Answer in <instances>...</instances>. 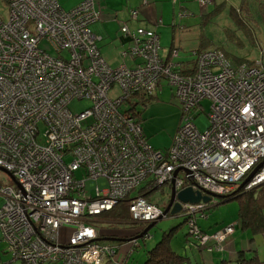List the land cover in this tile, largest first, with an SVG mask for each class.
I'll return each mask as SVG.
<instances>
[{"label": "built area", "instance_id": "1", "mask_svg": "<svg viewBox=\"0 0 264 264\" xmlns=\"http://www.w3.org/2000/svg\"><path fill=\"white\" fill-rule=\"evenodd\" d=\"M2 1L7 17L0 18V171L14 185H0V240L11 261L127 264L117 248L97 240L92 219L130 195L131 221L157 222L163 210L132 195L148 184H168L169 193L172 187L208 193V203L181 204L180 211L192 217L188 231L197 246L222 251L234 225L207 234L194 216L207 218L206 211L257 167L242 189L264 190L261 64H234L208 49L197 55L191 75H179L176 64L159 56L153 30L121 25L128 44L119 52L121 63L111 68L90 30L100 18L95 0L69 10L57 0ZM195 1L203 8L210 4ZM129 15L137 18L134 10ZM41 42L57 56L41 49ZM162 84L175 89L183 117L165 150L148 144L134 103L154 96ZM115 87L119 95L110 96ZM203 100L210 112L207 128L199 131L192 111L201 110ZM81 101L88 108L73 113L69 106ZM99 180L103 189L87 188Z\"/></svg>", "mask_w": 264, "mask_h": 264}, {"label": "rangeland", "instance_id": "2", "mask_svg": "<svg viewBox=\"0 0 264 264\" xmlns=\"http://www.w3.org/2000/svg\"><path fill=\"white\" fill-rule=\"evenodd\" d=\"M226 3V6L232 5L235 9L242 10V18L247 28L250 30V34L246 29L235 30L232 33L233 38H229L226 35V29L231 24V19L226 17L225 12L228 11V8H225V12L222 14V17L214 18L213 22L209 23L206 26L201 28L203 34L206 36L209 44L213 47L222 48L225 54L228 55V58L232 63L239 64H253L260 63L264 68V0H223ZM190 9L195 11L194 21L198 22L199 18V4L192 0L189 2ZM212 6V5H211ZM210 8V5L207 9ZM7 6L0 0V18L6 19L7 17ZM208 11V10H207ZM193 21V22H194ZM233 24V23H232ZM234 26V25H233ZM229 28V27H228ZM235 28L232 27V30ZM226 30V31H225ZM39 47L45 50L51 56H57V53L53 51L50 45L46 42H41ZM159 49V56L164 55L165 46L161 43ZM212 49V48H211ZM221 50V49H220ZM66 55V53H62ZM105 61L111 68H115L121 63V59L115 53H104L103 54ZM160 56V57H161ZM174 61L177 58H173ZM127 62V61H126ZM110 96L119 95L117 88L109 94ZM135 111L140 113L141 118V127L148 144L154 149H165L168 148L172 142V138L179 127L182 120V109L181 106L175 97V89L173 87H168L166 84H162L161 90H158L155 93L154 97L150 103H146L145 106L141 105L140 102L134 100ZM202 109L200 107L192 113L196 114L193 123L199 131H204L208 126V113L210 112V103L208 100H203L201 102ZM89 103L87 101L73 102L69 108L73 113H79L86 108H88ZM179 177L185 178L183 172L179 173ZM0 185L4 186H13L14 182L12 179L0 171ZM89 190H93L95 186H98L100 189L105 187V183L101 180L97 182H88L86 184ZM140 188H144L142 185ZM169 185L164 184L159 186L157 189L151 191L146 197L145 200L159 207L161 210L167 204ZM264 191V190H262ZM133 195V194H132ZM1 196V206L4 204V198ZM238 204L236 201H231L227 203H222L219 200L218 205L208 209L206 215L211 221H215L219 225L228 226L233 224L237 218ZM198 217V216H196ZM208 219L201 220L195 218V222L202 229H206L202 224L208 222ZM92 220L95 221L94 227L101 235L105 233H116L117 235H136L139 231L145 228L143 224H133L131 221H115L109 217H95ZM97 221V222H96ZM204 222V223H203ZM172 231L171 237V248H173L178 253H183V248L192 242L189 231L187 232L186 225L183 223V218L179 214L171 215L168 213L161 220L157 221L152 229L149 230L145 238L137 239L138 248L134 250L131 263L133 264H143L145 250L152 248L160 239L161 236L165 233ZM1 237V232H0ZM61 239H66V233L61 232ZM195 241V240H194ZM194 246V245H193ZM201 251H206L205 248L197 246ZM132 246L127 247L125 251H121L120 255H126ZM196 248V246H195ZM1 260L0 264H7L11 261V256L5 253L4 248L0 246ZM125 253V254H124ZM186 255L189 256V259L195 260L197 258V253L194 249H187ZM2 261V262H1ZM8 264H22L20 260L11 261Z\"/></svg>", "mask_w": 264, "mask_h": 264}, {"label": "crops", "instance_id": "3", "mask_svg": "<svg viewBox=\"0 0 264 264\" xmlns=\"http://www.w3.org/2000/svg\"><path fill=\"white\" fill-rule=\"evenodd\" d=\"M57 1L63 9L69 10L78 6L83 0ZM191 1L192 0H95L96 8L100 12V18L90 26V30L93 35L100 38L99 51L101 56L104 58V53H115L119 57L121 49L127 46L128 41L121 36L119 31L121 25H126L131 31L140 27L153 30L158 35L159 46L161 43L165 48L167 46V48L164 49V55H160L161 58L167 59L170 57V51H175L177 55L170 57V62L176 64L179 69H188L190 66L188 62L189 54L198 50L202 36L206 38L203 31H201L202 16L211 10L212 2H223V0H209L210 8L207 9V11L206 8H208L209 5L204 8L200 7L199 20L196 22L194 21L195 11L194 9L191 10L189 5ZM131 10L137 12L136 19L130 18L129 13ZM173 58H177V60L174 61ZM126 63L130 64L129 61ZM206 219H208V216ZM202 220L205 219H201V223ZM202 225L206 227V229H203L206 233H212L224 227V225H219L215 219L211 221L208 219V222ZM233 225L234 233L226 239L222 251L206 252L193 247L192 249H194L198 255L195 260L189 259L190 264H220L222 261L234 262L240 254H243L246 258L255 255L260 262L264 264V233L252 237L247 231L241 230L238 217ZM199 228L202 230L201 227ZM97 232L100 238L101 234L99 231ZM119 245V256H121V251H125L126 253L127 247L132 246L131 243H121ZM8 263H11V261Z\"/></svg>", "mask_w": 264, "mask_h": 264}, {"label": "trees", "instance_id": "4", "mask_svg": "<svg viewBox=\"0 0 264 264\" xmlns=\"http://www.w3.org/2000/svg\"><path fill=\"white\" fill-rule=\"evenodd\" d=\"M212 8L210 11L207 12V14L202 16V27L208 25L209 23L213 22V19L222 17V14L225 12V8H228V11L225 12L226 17L231 19V24H229V28L227 27L226 35L229 38H233L232 33L235 32V30L240 29H246V31L250 34V30L247 28V26L244 23V19L242 18V10L241 9H235L232 5L226 6V3L223 1L221 3L212 2ZM7 10V9H6ZM233 23V24H232ZM235 28L232 30V27ZM127 41L128 39L125 38ZM213 50H219L222 51V48L219 47H213L209 44V41L204 38V36L201 37V41L199 44L198 50L194 51L193 53L189 54L188 62L190 63V66L188 69H179L176 67L175 71L179 73V75H191L194 72L195 69V61L197 55L205 50L208 49ZM221 49V50H220ZM173 51H170L169 56H171V53ZM225 57L228 58V55L225 54ZM165 59L166 62H170L169 58ZM239 64V62L237 63ZM250 64V63H249ZM154 96L144 98L143 101H141V104L145 106L146 103H150ZM158 185H152L148 184L147 186H144V188L137 189L133 196H141L145 198L151 191L157 189ZM131 200V196L120 200L117 202V204L109 211L102 213L100 216L102 217H109L112 218V220L115 221H131L130 215L128 213V204ZM222 201H236L238 204V210H237V217L239 224L241 226V230L247 231L250 233L252 237H255L257 235H261L264 233V191H246L245 189H241L239 191H233L228 196H225V198ZM212 208V207H210ZM209 208V209H210ZM183 218V223L186 225V229L188 232V223L191 220L192 217H190L187 214H184L182 212L178 213ZM198 216V215H197ZM99 217V216H98ZM206 219V218H200L199 216H194V219ZM97 222V221H96ZM133 224V221H131ZM194 224L198 227L197 223L194 221ZM145 228L148 225H144ZM144 228V229H145ZM199 228V227H198ZM142 229L139 231L136 235H117L116 233H105L104 235H101L99 239L107 238L108 240L102 242L103 244L109 245L114 247V249H118L120 247L119 244L121 243H131L132 248L129 250V252L125 255L127 259V264H133L131 263V259L134 254V250L138 248V241L137 239H142L147 236V234L142 235L140 238H137V236H140L142 232L144 231ZM200 229V228H199ZM201 230V229H200ZM204 232V230H201ZM217 231V230H216ZM215 231V232H216ZM206 233V232H205ZM213 233V232H212ZM172 231L165 233L161 236V239L150 249L145 250L144 255V262L143 264H190L189 257L186 255V247L187 249H192L193 247H197V243L194 241L193 237H191L192 242H190L188 245H186L183 248V253L176 252L173 248H171V237H172ZM210 234V233H207ZM119 244H117V243ZM194 245V246H193ZM0 246L4 248L5 253L6 251V244L0 240ZM102 264H118L113 261H106ZM220 264H262L260 260L254 255L252 257L246 258L243 254H240L236 261L234 262H228V261H222Z\"/></svg>", "mask_w": 264, "mask_h": 264}, {"label": "water", "instance_id": "5", "mask_svg": "<svg viewBox=\"0 0 264 264\" xmlns=\"http://www.w3.org/2000/svg\"><path fill=\"white\" fill-rule=\"evenodd\" d=\"M258 169V167L242 182L239 184L236 191H239L242 189L244 184L250 179V177L253 175V173ZM177 172L174 173L173 177L175 178ZM209 194L205 193L203 196L200 192L193 191L190 187L184 188L180 190L179 192H176L175 189L172 187L170 190V193L168 195V201L166 206L164 207L162 211V218L165 217L168 213L171 215H176L181 210V204H191L196 205L199 204V202L208 203L210 201ZM227 201H222V203ZM160 218L159 220H161ZM158 220V221H159ZM156 224V222L148 224V226L144 229L142 234L140 236H137V238H140L142 235L147 234L150 229L153 228V226ZM98 241H106L107 238L103 239H97Z\"/></svg>", "mask_w": 264, "mask_h": 264}, {"label": "bare ground", "instance_id": "6", "mask_svg": "<svg viewBox=\"0 0 264 264\" xmlns=\"http://www.w3.org/2000/svg\"><path fill=\"white\" fill-rule=\"evenodd\" d=\"M179 212H181V211H179Z\"/></svg>", "mask_w": 264, "mask_h": 264}]
</instances>
